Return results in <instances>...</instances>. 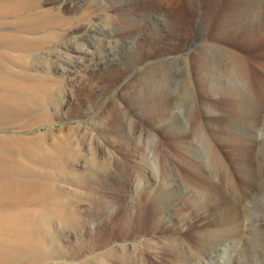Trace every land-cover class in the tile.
Returning a JSON list of instances; mask_svg holds the SVG:
<instances>
[{
    "label": "rangeland",
    "instance_id": "obj_1",
    "mask_svg": "<svg viewBox=\"0 0 264 264\" xmlns=\"http://www.w3.org/2000/svg\"><path fill=\"white\" fill-rule=\"evenodd\" d=\"M235 1L40 2L41 10L59 18L57 37L27 49V68L10 65L9 73L51 82L60 90L59 104L46 108L49 118L40 126L10 125L5 133L43 137L44 154L58 162L55 193L69 203L77 222L74 228H52L51 258L38 264L238 263L243 253L234 227L245 224L238 192L246 185L240 179L241 187L230 190L205 161L212 156L234 175L251 159V152L242 160L240 153L264 134L263 110L259 123H251L263 97L258 81L264 35L227 28ZM0 30L20 34L9 24ZM236 56L257 83L255 99L247 78L229 73ZM233 88L249 94L238 96L240 106ZM56 142L60 147L53 154ZM39 161L25 160L30 169L39 168ZM44 163L52 170L51 162ZM61 173L66 179L57 177ZM247 235L242 232L245 242ZM218 245L221 251L206 258Z\"/></svg>",
    "mask_w": 264,
    "mask_h": 264
},
{
    "label": "bare ground",
    "instance_id": "obj_2",
    "mask_svg": "<svg viewBox=\"0 0 264 264\" xmlns=\"http://www.w3.org/2000/svg\"><path fill=\"white\" fill-rule=\"evenodd\" d=\"M41 1L42 0H0V27H3V25L8 26L9 24L17 28L20 32V34L16 35L6 30H0V264H38L44 262L48 256L51 258L52 255L48 248L50 242L54 241L52 228H54V226H58L59 229L74 228L77 222L69 203L65 202L59 194L55 193L54 181L56 180V176L53 171L58 169V162L53 157L54 155L46 157L44 154L46 148L43 145V137L27 138L23 137V135L20 137L15 134H7V132H9L7 129L10 125H15V127L17 125L16 128L20 130H25L35 125L36 127L40 126L39 122L43 121L44 123V120L46 121L49 118L47 114H45L47 113L45 112L46 108L57 107L59 104L57 99H59L60 90L57 91L56 86L52 85L51 82V84H47L43 81L38 82L33 80L27 73H19L20 75L9 73L10 65L16 64L22 69L27 68L25 64L27 58L25 53L27 49L33 46L44 45L57 37L53 29L60 26L58 21L59 18L53 11L41 10ZM233 4L235 16L231 22L232 24L227 23V28L234 31L237 35L239 33L246 34L251 32L253 35L259 34L263 36L264 0H246L245 4H243L241 0H236ZM9 17L14 18L10 23L5 20L7 18L9 19ZM42 33L44 34L42 35ZM8 51H17L20 52L21 55L15 58L11 55L13 52L9 54ZM229 67V73L233 74L232 78L237 77L242 81L247 78V89H249V94L251 93L250 96L254 98L255 95L252 87L257 83L256 81L253 82L251 76L249 77L247 75L248 73L246 71L248 68L246 69L244 67L239 56L235 57L233 64ZM261 75V79L258 83H261L263 86L262 96L264 97V67L261 68ZM220 77L222 78V76ZM233 80L236 81L235 79ZM216 81L218 82V80ZM237 82L238 81H236V83ZM217 86H219V84ZM232 93L231 95L237 98L236 101L238 106L242 103L238 100V96L242 93V95H249L244 92L236 93L235 89ZM263 97L262 100L260 99L261 103L257 105V113L252 112L253 116H251V123L254 125L256 121L259 123L260 113L262 110L264 111ZM243 101L245 102V100ZM249 101L252 102L250 99ZM248 106L249 105H247V107ZM261 121L264 127V117ZM245 127V129H247L248 126ZM253 128V132H256L257 126H253ZM5 131L7 132L5 133ZM239 137L241 138V136ZM253 140L255 142H249V148L244 150L243 154L240 153L242 160L243 158H248L251 152V159L248 158L247 162H244L243 167L240 165L241 169L238 168L234 175L229 171L226 172L223 167L224 164L222 165V163L217 162L214 157H206L205 160L207 163L210 161V168L213 169L214 177L225 187L230 190H236L239 186L241 187L239 184L240 179L244 183L242 185H246L243 192H240V190L238 192V194L241 193V198H243L240 207L244 205L245 224L242 223L241 220V223L234 227L235 232L238 234L237 240L240 241V251L243 253L239 254L241 258L239 257L240 259L237 264H244L243 261L245 262L246 258H250L253 261H257L258 259L264 260V134L262 133L260 141L257 139ZM237 142H239V140ZM56 143L52 147L54 149L53 154L59 151L60 142ZM37 145L39 148H37ZM256 145H258V150L255 152L254 146ZM16 151L19 155H15L17 154L15 153ZM34 156H38L40 159L39 168H27V162H25V160L29 161L30 158ZM45 160L51 162L50 165L52 170L45 169ZM244 168L247 169L244 170ZM67 176V173L57 175L59 179H64ZM230 225H232V223ZM224 229L226 228L224 227ZM240 230L241 233L239 238L238 232H240ZM244 231L249 237L246 242L242 240L241 237ZM44 236L46 238H43ZM220 245H218L217 248H212L210 252L205 251L207 252L206 258H210L211 253L220 252ZM183 249L184 248H182V250ZM177 259L178 262L180 259ZM184 261L185 260H183V262ZM201 263L202 262L199 261L197 264Z\"/></svg>",
    "mask_w": 264,
    "mask_h": 264
}]
</instances>
